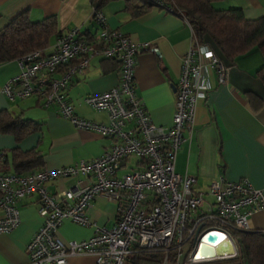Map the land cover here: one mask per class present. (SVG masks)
Masks as SVG:
<instances>
[{
	"label": "built area",
	"instance_id": "obj_1",
	"mask_svg": "<svg viewBox=\"0 0 264 264\" xmlns=\"http://www.w3.org/2000/svg\"><path fill=\"white\" fill-rule=\"evenodd\" d=\"M146 1L175 14L176 7L165 0ZM89 17L94 31L72 27L56 36L49 52L34 50L16 58L18 72L1 91L10 101L33 96L42 107L55 108L76 130L95 132L110 138L111 144L88 160L25 174L0 172V233L18 225V202L35 193L41 223L25 244V264H64L75 255H90L94 264H124L126 256L139 250L162 253L159 264H202L237 256L233 232L252 231L251 215L264 210L262 191L245 180L222 176L211 180L204 191H196L192 175L174 171L182 133L190 134L196 101L205 93L204 66L215 70L218 83H226L229 66L192 33L194 46L180 57L171 125L156 126L134 95L136 56L147 50L148 43L108 28L99 9L92 7ZM92 57L119 63L114 87L83 98L87 106L107 114L105 124L78 117L66 95L71 76ZM128 156L137 158L139 167L121 173ZM4 157L0 151V162ZM78 176L86 178L85 183L78 180L57 194L46 192V182ZM96 197L116 203L111 227L87 219L85 209ZM64 220L93 227L92 236L61 241L56 232ZM209 235L213 240L207 239ZM201 244L222 250L214 256L196 255Z\"/></svg>",
	"mask_w": 264,
	"mask_h": 264
},
{
	"label": "crops",
	"instance_id": "obj_2",
	"mask_svg": "<svg viewBox=\"0 0 264 264\" xmlns=\"http://www.w3.org/2000/svg\"><path fill=\"white\" fill-rule=\"evenodd\" d=\"M212 6L216 10L239 8L249 19L264 16V0H218ZM91 8V0H0V29L25 12L34 22L53 16L57 34L72 27L92 32L96 26L89 17ZM135 9L139 12L132 14ZM99 10L108 28L148 43L147 50L136 56L134 95L154 125L170 127L180 57L194 46L189 24L179 15L146 5L141 0L129 8L125 0H109ZM55 38L56 35L50 38L43 52L51 50ZM215 51L217 55L214 54L221 58L218 50ZM220 60L229 66L226 83H218L215 70L204 66L205 93L196 101L190 134L187 131L182 133L183 141L175 155L174 171L192 175L196 191H204L211 180L222 176L234 182L245 180L261 190L264 197V83L256 75L263 57L258 49L253 48L232 62ZM118 69V62L92 57L80 73L71 76L66 95L78 117L107 123V114L90 108L83 98L114 87L119 79ZM17 72L16 59L0 63V112L29 119L38 124V130L16 139L13 134L0 129V151L5 153L0 172L15 173L11 166V151L14 149L21 152L34 150L41 157V167L21 173L25 174L88 160L110 146V138L89 130H76L55 108L42 107L33 96L8 100L1 88ZM138 161L134 156H128L120 171L138 168ZM78 180L85 183L86 178H57L46 182L44 187L48 194H57L73 187ZM17 205L18 225L7 233H0V264H25V244L41 223L35 193L24 196ZM116 208V203L96 197L85 209V215L96 225L111 227L117 217ZM249 228L264 232V210L251 215ZM93 231V227L64 220L56 235L66 242L87 239ZM64 264H94V258L90 255L69 256ZM202 264H247V261L244 252L238 251L233 258Z\"/></svg>",
	"mask_w": 264,
	"mask_h": 264
},
{
	"label": "trees",
	"instance_id": "obj_3",
	"mask_svg": "<svg viewBox=\"0 0 264 264\" xmlns=\"http://www.w3.org/2000/svg\"><path fill=\"white\" fill-rule=\"evenodd\" d=\"M108 1L91 0V5L99 9ZM136 1L140 0H125L128 8ZM141 1L151 6L146 0ZM165 1L176 7L175 14L179 13V16L187 21L199 43L208 45L215 54V49L218 50L221 54L220 59L232 62L250 49H258L262 54L263 63L256 70V75L264 83V16L249 19L239 8L216 10L212 3L218 0ZM138 12V9L132 10V14ZM55 35L58 34L53 16L34 22L28 19L25 12L18 14L0 29V63L45 48L50 38ZM0 129L19 139L38 130V124L19 116L11 117L7 112L2 111ZM11 161L15 173L39 168L42 164L41 157L34 150L21 152L14 149L11 151ZM233 240L238 251L244 252L247 264H264V233L236 231L233 232ZM161 258L160 252L139 250L126 256L124 264H159Z\"/></svg>",
	"mask_w": 264,
	"mask_h": 264
},
{
	"label": "water",
	"instance_id": "obj_4",
	"mask_svg": "<svg viewBox=\"0 0 264 264\" xmlns=\"http://www.w3.org/2000/svg\"><path fill=\"white\" fill-rule=\"evenodd\" d=\"M208 240H213L212 236L207 237ZM215 249L212 246L201 244L199 250L196 252V255H207V256H214Z\"/></svg>",
	"mask_w": 264,
	"mask_h": 264
},
{
	"label": "bare ground",
	"instance_id": "obj_5",
	"mask_svg": "<svg viewBox=\"0 0 264 264\" xmlns=\"http://www.w3.org/2000/svg\"><path fill=\"white\" fill-rule=\"evenodd\" d=\"M221 248L219 247V246H217V251L215 250L214 252H215V254H216V252L218 253V252H221ZM219 254H221V253H219Z\"/></svg>",
	"mask_w": 264,
	"mask_h": 264
},
{
	"label": "rangeland",
	"instance_id": "obj_6",
	"mask_svg": "<svg viewBox=\"0 0 264 264\" xmlns=\"http://www.w3.org/2000/svg\"><path fill=\"white\" fill-rule=\"evenodd\" d=\"M128 159H131V157L130 158H128ZM132 159H134L133 157H132ZM121 172V171H120ZM122 173V172H121Z\"/></svg>",
	"mask_w": 264,
	"mask_h": 264
}]
</instances>
